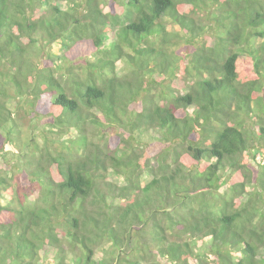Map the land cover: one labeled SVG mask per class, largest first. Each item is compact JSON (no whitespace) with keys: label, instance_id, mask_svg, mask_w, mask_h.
I'll return each instance as SVG.
<instances>
[{"label":"trees","instance_id":"16d2710c","mask_svg":"<svg viewBox=\"0 0 264 264\" xmlns=\"http://www.w3.org/2000/svg\"><path fill=\"white\" fill-rule=\"evenodd\" d=\"M257 154L264 0H0V264H264Z\"/></svg>","mask_w":264,"mask_h":264},{"label":"rangeland","instance_id":"374dc122","mask_svg":"<svg viewBox=\"0 0 264 264\" xmlns=\"http://www.w3.org/2000/svg\"><path fill=\"white\" fill-rule=\"evenodd\" d=\"M166 27H167V29L169 30V31H172V32H175V31H178V27L176 26V25H174L172 22H170L168 19L166 20ZM114 32V28H110L109 29V35H111L112 33ZM112 36V35H111ZM57 50V48H55L54 49V51H56ZM116 69H117V72L118 73H122L125 69H124V64L121 62V61H118L117 63H116ZM15 105H16V103L15 102H13V101H10L9 102V107L11 108V109H15ZM28 131L29 130H24V133H23V136L24 137H26L29 133H28ZM149 136V135H148ZM262 157H264V155H262ZM261 157V155H256V157H255V160L254 161H251L250 160V162H252V165H253V167L255 168V169H259V166H258V164L259 163H263L264 162V159ZM224 174V173H223ZM222 174V175H223ZM225 174H227V173H225ZM224 174V175H225ZM110 179L111 180H113L114 182H116V183H121V178H119V177H117V176H115V175H112V174H110ZM149 178L150 177H147L146 175H143L142 176V183H145L147 180H149ZM220 191H222V192H226L227 193V196H230L231 195V192L228 190V187H227V185H222L221 186V188H220ZM249 196H248V194H244L243 195V198L242 199H247ZM264 198H262L261 199V201H257L259 204L262 202V203H264V200H263ZM209 239H206V238H204V240H201V241H197V245H198V248H201L202 247V245H206V246H208V241ZM208 241V242H207ZM101 252V250H98V252H96L97 253V256L99 257L100 256V254H102V253H100Z\"/></svg>","mask_w":264,"mask_h":264}]
</instances>
